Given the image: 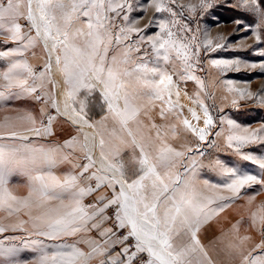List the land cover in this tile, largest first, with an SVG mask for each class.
<instances>
[{
	"label": "rangeland",
	"instance_id": "rangeland-1",
	"mask_svg": "<svg viewBox=\"0 0 264 264\" xmlns=\"http://www.w3.org/2000/svg\"><path fill=\"white\" fill-rule=\"evenodd\" d=\"M231 250L264 264V0H0V264Z\"/></svg>",
	"mask_w": 264,
	"mask_h": 264
},
{
	"label": "crops",
	"instance_id": "crops-1",
	"mask_svg": "<svg viewBox=\"0 0 264 264\" xmlns=\"http://www.w3.org/2000/svg\"><path fill=\"white\" fill-rule=\"evenodd\" d=\"M66 89V88H65ZM62 91V90H61ZM64 91V90H63ZM202 193V196L204 197L203 198V200L204 201H206V202H209V201H207V198H209V197H207V195L208 194H206V192H201ZM201 196V197H202ZM200 197V198H201ZM215 199V198H214ZM214 199H211L210 198V200L212 201V200H214ZM214 212V211H213ZM215 213V216H218V215H220V214H218L217 212H214ZM247 234H242L241 236H237V234L236 235H234V236H236V237H241V238H243L244 236H246ZM249 236V235H248ZM236 241H239V238H237V240H235V241H233V243L235 244V246H236ZM215 243L216 242H212V244H214L215 245ZM247 244H245V246H246ZM239 247V246H238ZM249 247V246H248ZM247 247V248H248ZM237 250V249H236ZM236 250H231V251H226L225 253L223 252H220V255H219V258H220V256L223 258V260H224V262H226L225 261V258L226 259H228V261H229V264H245L244 262H245V260H244V252L247 250H244L243 251V253H242V251H241V253L239 254V256L241 255V254H243V256H240V258H239V260L236 258V256L233 254L234 253V251H236ZM238 251H240V250H238ZM237 253V252H236ZM212 258H213V260H214V262L215 263H217V264H221L222 262L221 261H218L216 258H218V256H214L213 254H212Z\"/></svg>",
	"mask_w": 264,
	"mask_h": 264
},
{
	"label": "bare ground",
	"instance_id": "bare-ground-1",
	"mask_svg": "<svg viewBox=\"0 0 264 264\" xmlns=\"http://www.w3.org/2000/svg\"><path fill=\"white\" fill-rule=\"evenodd\" d=\"M245 178H247V177H245ZM251 179V178H250ZM244 248L246 247V246H243Z\"/></svg>",
	"mask_w": 264,
	"mask_h": 264
}]
</instances>
